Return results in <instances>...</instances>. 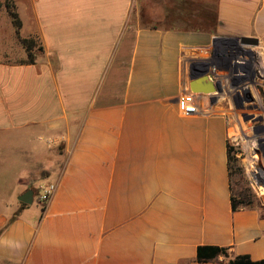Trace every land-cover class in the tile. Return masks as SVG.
Listing matches in <instances>:
<instances>
[{
  "label": "crops",
  "instance_id": "obj_1",
  "mask_svg": "<svg viewBox=\"0 0 264 264\" xmlns=\"http://www.w3.org/2000/svg\"><path fill=\"white\" fill-rule=\"evenodd\" d=\"M6 1L0 264H227L199 246L264 260V210H233L229 115L216 95L196 94L201 115L178 106L193 81L235 77L222 49L264 70V0H13L19 35Z\"/></svg>",
  "mask_w": 264,
  "mask_h": 264
},
{
  "label": "rangeland",
  "instance_id": "obj_2",
  "mask_svg": "<svg viewBox=\"0 0 264 264\" xmlns=\"http://www.w3.org/2000/svg\"><path fill=\"white\" fill-rule=\"evenodd\" d=\"M214 0H211V2ZM236 63L234 78L215 94L216 105L229 115V168L234 199L264 210V70L240 50L222 49ZM38 203V197L35 198Z\"/></svg>",
  "mask_w": 264,
  "mask_h": 264
},
{
  "label": "trees",
  "instance_id": "obj_3",
  "mask_svg": "<svg viewBox=\"0 0 264 264\" xmlns=\"http://www.w3.org/2000/svg\"><path fill=\"white\" fill-rule=\"evenodd\" d=\"M5 7L19 35V31L22 27V22L16 12V6L13 0H7ZM20 40L22 44L24 45V47L26 48V50L28 51L29 62H33L34 54L32 53V50L35 46L34 40L32 39H20ZM228 153H229V150H228ZM232 204H233L234 211H237L239 209H244V208H252L249 205L241 206L238 203V201L235 200L234 198H233ZM219 257H224L227 261V264H264V260L253 261L248 255L237 256L236 258L230 259L227 248L218 247V246H199L198 247L197 261L199 263H208V262L218 259Z\"/></svg>",
  "mask_w": 264,
  "mask_h": 264
},
{
  "label": "built area",
  "instance_id": "obj_4",
  "mask_svg": "<svg viewBox=\"0 0 264 264\" xmlns=\"http://www.w3.org/2000/svg\"><path fill=\"white\" fill-rule=\"evenodd\" d=\"M178 106L185 116L201 115L206 112L197 101L196 94L189 93L185 86L184 94L178 100ZM37 197L43 207H47L52 202L58 191V183L44 182L37 186Z\"/></svg>",
  "mask_w": 264,
  "mask_h": 264
},
{
  "label": "water",
  "instance_id": "obj_5",
  "mask_svg": "<svg viewBox=\"0 0 264 264\" xmlns=\"http://www.w3.org/2000/svg\"><path fill=\"white\" fill-rule=\"evenodd\" d=\"M242 43L245 45H253L257 44L255 39L250 38H243ZM191 90L195 94H207V95H215L221 94L224 92V89L219 84H215L214 81L211 79L209 81V77H203L201 79L195 80L191 83ZM216 100V98H215ZM34 200V193L33 191H28L19 197V201L24 204H32Z\"/></svg>",
  "mask_w": 264,
  "mask_h": 264
}]
</instances>
